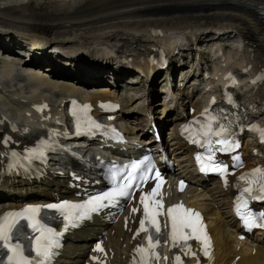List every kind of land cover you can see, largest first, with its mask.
<instances>
[{"label":"bare ground","instance_id":"obj_1","mask_svg":"<svg viewBox=\"0 0 264 264\" xmlns=\"http://www.w3.org/2000/svg\"><path fill=\"white\" fill-rule=\"evenodd\" d=\"M216 1L215 3H222L224 6L181 11L185 7L178 9L168 5L174 2L176 4L175 0H0V48L17 55L16 48L13 47H24L26 52H31L34 56L28 61L24 60L25 65L40 67L35 71L22 70L16 68L17 63L13 59L0 62V120L11 122L15 115V110L11 107L14 101L23 107L36 100L48 99L54 95L62 98L82 90L80 95L92 101L98 98H117L120 102L117 117L126 121L127 132L135 135L143 131L142 118L137 119L136 114L123 107L125 101L130 104L132 97L120 90L119 80L126 77L125 64L120 62L131 58L128 61L136 63V50L145 52L157 45L160 33L156 29L162 30V34L168 30L180 32L186 38L185 43H182L183 47V44L198 43L201 34L206 31L214 32L213 35L237 37L242 41L241 57L237 64L239 67L249 65L241 75L264 69V0ZM86 36L98 45L92 48L79 45L85 41ZM175 36L177 34L174 33L169 36L164 43L165 48L175 42ZM218 37L220 36L215 38ZM11 38L26 42H14ZM79 47L83 51L88 50L86 59H82L84 55H80ZM176 47L178 45L175 44L174 48ZM52 50H57V53ZM67 53L78 55L76 61L70 62L73 56H68ZM108 55H115L116 58H107ZM62 57H66L65 63H70L61 64L59 59L64 60ZM116 61L119 62L118 66L113 65H117ZM229 62L227 59L226 64L216 67L212 74L217 75L226 66L234 68ZM42 66L45 68L40 73ZM106 67L112 70L114 80H106L104 83L102 73L95 80L96 74ZM237 70L242 71L241 68ZM136 74L129 76L134 77ZM71 80H75L77 85L74 86ZM239 90L248 110L256 117H264V79L257 84L244 82ZM149 108L148 105H142L138 111L149 113ZM181 120L178 119L168 127L171 142H164H168L170 152L176 156V160L182 159L181 171L193 179L189 165L193 147L178 133ZM42 122L36 118L30 125L16 123L13 126L14 138L25 140ZM4 126L5 123H0V128ZM27 126L29 130L22 132ZM6 131L10 132L11 129ZM161 146L164 149L163 143ZM0 183L3 186H20L19 193L12 190L0 192V211L23 200L51 198L59 193L60 187L68 189L67 178L53 170H48L47 176L43 178H14L0 174ZM194 183L203 187L193 193L196 197L193 203L202 204L208 209L205 213L211 222L216 264H264L263 232L250 240H240L237 237L238 226L229 209L230 190L214 181L207 182L199 178H195ZM193 190L194 188L191 189ZM95 232L97 229L88 226L69 238L64 256L70 264L77 263L84 256L90 236ZM107 237L106 242L114 249L111 264H128L127 255L131 244L126 230L117 222L109 228Z\"/></svg>","mask_w":264,"mask_h":264},{"label":"rangeland","instance_id":"obj_2","mask_svg":"<svg viewBox=\"0 0 264 264\" xmlns=\"http://www.w3.org/2000/svg\"><path fill=\"white\" fill-rule=\"evenodd\" d=\"M175 1H176V4H174L175 3L174 2L168 5L175 6L178 9L185 7V9L183 8L181 9V11H184V10L187 11V9L194 8L189 5H183V4H197V3L205 4V5H200L201 7L199 6L198 8H194L195 10H198V9L202 10L208 7L219 6V5L224 6L222 3H215L217 2L216 0H210V1L209 0H199V1L198 0H175ZM213 34L214 32L206 31L204 32V34H201L202 35L201 40L210 38L209 39L210 41L212 39L211 37L213 36H216V37L218 35L226 36L225 34H221V35L220 34L213 35ZM168 35L171 36L170 31H167L166 35L161 36L160 40L163 41L164 39H168ZM224 36L213 39L209 43H205L202 41V43L200 42V44L191 43L190 45L193 47L194 45H197V46L199 45L202 49H198V47H196V49L188 47L186 49L181 48L180 50H178V52H174L173 51L174 47L169 46L168 49L170 50V52H172L169 70L162 72V73H158V75L156 76V78L158 79L155 80L154 82H151V81L146 82L142 78L141 79L135 78L137 81L136 80L130 81L131 78L129 77L121 78L119 80L122 85L121 89H123L126 95H128L129 97H132L130 98V104H127L126 108L131 110L134 106L133 104L139 101H141L142 103L150 102L152 106V114L154 116L156 115V118L160 120H169L168 121L169 124L178 120L177 117L180 115V110H181L180 105H187V103L195 101L197 99H200V100L205 99V94L203 91H201L200 85H198L196 89H192L191 86L193 85V81L202 79V73L199 72L201 69H202L201 72H203V69L205 68L207 69L214 68L215 66H218L220 64L219 58L216 56V53H217L216 49L221 47L224 50V52L230 56L231 61H233L235 57L239 54L240 47H241L240 39H236V38L233 39V38L224 37ZM11 39L14 42L16 40V42L18 43L26 42L19 38H15V39L11 38ZM31 39H34V38H31ZM177 40L178 41L183 40V37L181 35H178ZM175 42H176V39H175ZM79 45H85L88 48H92L94 46H97L98 44H96L92 39L86 36L85 41H83ZM79 48H80L79 49L80 55L82 56L84 55V58L82 59H86L87 56L89 55L88 50L83 51L82 47H79ZM201 50H204V53L200 55ZM53 52L57 53V50ZM67 54L68 56H73L72 57L73 59L71 58L70 62H74V60L76 61L78 55H72V54L69 55V53ZM54 56L56 55L54 54ZM65 58L66 57H62V59L64 60ZM107 58H116V56L108 55ZM113 65L116 66L115 64ZM101 72H105V74L103 75L107 81L113 79L109 68H106ZM127 72H132V71H127ZM166 92L172 93L174 98H172V100L166 101L165 99ZM178 95L182 96L181 100L175 97ZM185 98H188L189 101H184L183 99ZM137 116L139 118V117H142L143 114L142 115L137 114Z\"/></svg>","mask_w":264,"mask_h":264},{"label":"snow or ice","instance_id":"obj_3","mask_svg":"<svg viewBox=\"0 0 264 264\" xmlns=\"http://www.w3.org/2000/svg\"><path fill=\"white\" fill-rule=\"evenodd\" d=\"M227 130L222 128L220 132H216L215 135L216 136H220L221 132H226ZM217 143H221L224 145H228L229 141L227 139L224 140H219L217 141ZM233 147L238 146L233 144ZM255 172H264V170L262 169H256L254 170ZM243 179V177H242ZM181 185H183V182H181ZM261 191H264V184L261 185L260 188ZM247 191L251 192V189H247ZM156 192V189L152 190L151 194H154ZM108 196L107 194L105 196H98V197H94L91 200L87 201L86 204H94L95 206H93L90 211H98L100 207H104L105 205L102 203L103 200L107 199ZM47 207L49 208H60V207H64L63 205H48ZM72 207H83V205H72ZM147 205H145V215L147 216ZM181 207V205H175L173 206V208L169 209V213H172L174 211L175 208H179ZM39 211L38 208L36 209H25L24 212H32V213H37ZM135 211V209H134ZM188 212H191L192 210H187ZM9 216L12 215H16V216H23V213H9ZM195 215L197 217H199V213H195ZM261 216H264V213L261 214ZM26 219H29L30 223H29V227H31L33 229V231H37V232H41V236L37 237V246H36V255L41 257L43 261H48L52 255H54L53 249L54 247H58V242L57 240H55L53 237L54 236H59L60 233H55V231L51 228H47L44 225H40L39 221L34 220L33 217H25ZM248 219V218H246ZM143 221H141V230H143ZM17 222L14 221L11 224H4V225H0V241L4 242V246L5 247H10L11 250L15 253V255L19 258L17 259V264H30V262L28 261V259L26 257H23L22 255V246L19 243H16L15 245H10V241L12 239L11 236V230L13 228L16 227ZM181 227H187L192 229L193 232H195L197 230L196 228V224L191 220V219H185L182 220L180 223ZM249 227H251L252 225L249 224ZM259 226L264 227V224H261ZM156 232H159L160 229L159 227L155 228ZM172 237L173 240H175L177 238V219L175 216H173V222H172ZM181 238H183V235L181 234ZM207 238L205 237V240ZM156 243H159V241L157 240ZM137 251L140 252H144L146 251L143 248H139L137 249ZM205 254L207 255V245L205 246ZM10 260L13 259L12 256L9 257ZM177 261L180 260V257H176Z\"/></svg>","mask_w":264,"mask_h":264}]
</instances>
